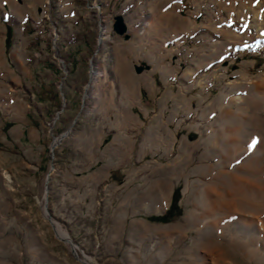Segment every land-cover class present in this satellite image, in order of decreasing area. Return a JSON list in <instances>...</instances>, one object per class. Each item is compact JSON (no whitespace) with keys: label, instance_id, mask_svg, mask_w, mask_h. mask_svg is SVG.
Here are the masks:
<instances>
[{"label":"rangeland","instance_id":"rangeland-1","mask_svg":"<svg viewBox=\"0 0 264 264\" xmlns=\"http://www.w3.org/2000/svg\"><path fill=\"white\" fill-rule=\"evenodd\" d=\"M254 105L264 0H0V264H264Z\"/></svg>","mask_w":264,"mask_h":264},{"label":"crops","instance_id":"crops-1","mask_svg":"<svg viewBox=\"0 0 264 264\" xmlns=\"http://www.w3.org/2000/svg\"><path fill=\"white\" fill-rule=\"evenodd\" d=\"M256 108H258V105H256V106L254 105V107L252 106V107H250V109H249V107H245L246 113L250 112V114H246L245 119L250 120V122H251L250 128L257 131V129L258 130L262 129L263 124H264V120L262 119V117H260L256 113V110H255ZM263 109H264V105H263ZM263 112H264V110H263ZM22 124L28 125V123L25 120L22 121ZM253 136H255V133H253ZM253 141L256 142L257 140L253 137V140L249 141V142L247 141V144L249 143L248 145H251V146H254L256 144H258V145L260 144V142L253 143ZM246 151H247V149H246ZM236 167H238L240 169H246L249 172H257V173L261 174L262 172H264V154L261 155L259 158V157L255 156L254 152H251L248 155H245V163L244 164H242V163L237 164Z\"/></svg>","mask_w":264,"mask_h":264},{"label":"water","instance_id":"water-1","mask_svg":"<svg viewBox=\"0 0 264 264\" xmlns=\"http://www.w3.org/2000/svg\"><path fill=\"white\" fill-rule=\"evenodd\" d=\"M113 31L115 34L124 37L125 39H128L129 35L127 34V25L121 16H116L114 18V23H113Z\"/></svg>","mask_w":264,"mask_h":264},{"label":"trees","instance_id":"trees-1","mask_svg":"<svg viewBox=\"0 0 264 264\" xmlns=\"http://www.w3.org/2000/svg\"><path fill=\"white\" fill-rule=\"evenodd\" d=\"M10 38H11V30L10 29H8L7 30V32H6V43H5V46L8 48L9 47V42H10ZM44 92H42V97H44ZM46 96V95H45ZM49 99L50 100H53L54 98H53V96H49ZM178 191H174V194H173V198H172V202L174 203V204H176L177 203V200H178Z\"/></svg>","mask_w":264,"mask_h":264},{"label":"bare ground","instance_id":"bare-ground-1","mask_svg":"<svg viewBox=\"0 0 264 264\" xmlns=\"http://www.w3.org/2000/svg\"><path fill=\"white\" fill-rule=\"evenodd\" d=\"M146 25H147V24L144 25V28L146 27ZM144 28H143V30H144ZM143 30H142V31H143ZM178 232H179L178 229L170 228V229H168V230L166 231V235L171 236V235H174V234H176V233H178Z\"/></svg>","mask_w":264,"mask_h":264},{"label":"snow or ice","instance_id":"snow-or-ice-1","mask_svg":"<svg viewBox=\"0 0 264 264\" xmlns=\"http://www.w3.org/2000/svg\"><path fill=\"white\" fill-rule=\"evenodd\" d=\"M253 143H255V141H253ZM250 147H251V145H250Z\"/></svg>","mask_w":264,"mask_h":264}]
</instances>
